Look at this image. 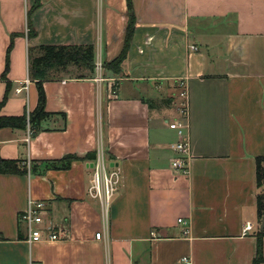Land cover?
<instances>
[{
    "label": "crops",
    "instance_id": "1",
    "mask_svg": "<svg viewBox=\"0 0 264 264\" xmlns=\"http://www.w3.org/2000/svg\"><path fill=\"white\" fill-rule=\"evenodd\" d=\"M38 1L28 15L37 0H0V101L11 85L0 115L37 107L30 48L93 46L95 73L58 71L43 81L51 116L35 135L28 138L27 127L0 130L2 159L33 167L77 157L67 170L0 173V264H253L261 227L256 159L264 156V0H131L135 31L116 76L102 65L123 48L126 0ZM179 81L189 91L187 175L170 168ZM99 150L121 172L106 219L87 196ZM28 200L48 203L47 220L62 241L26 242L20 215ZM178 219L188 222L186 236ZM247 222L254 228L243 234ZM261 249L264 258V236Z\"/></svg>",
    "mask_w": 264,
    "mask_h": 264
},
{
    "label": "trees",
    "instance_id": "2",
    "mask_svg": "<svg viewBox=\"0 0 264 264\" xmlns=\"http://www.w3.org/2000/svg\"><path fill=\"white\" fill-rule=\"evenodd\" d=\"M128 10V25L125 31L123 48L118 55L110 63L102 65V68L111 75H119L122 71V64L127 59L130 44L135 31V18L131 0H126ZM39 7V1L33 6L28 15H31ZM27 37L31 39L35 36V31L31 24L28 23ZM17 35L10 36V42L6 50L4 70L1 79L5 80L9 70V54L13 46L14 38ZM28 77L35 82L38 102L36 109L29 115L23 114L19 117H5L0 115V130L5 128L24 130L29 126L32 136L39 131L40 123L51 114L45 112V93L43 89V81L55 78L56 72L69 73V67L76 68V75L73 78H85L86 75L79 71L84 69L88 71L90 78L95 73V54L93 46H79V45H61V46H40L30 48L28 51ZM68 71V72H67ZM10 84L6 83V90L2 100L0 101V111L6 104L10 91ZM152 107V103H148ZM89 159H93L94 155H88ZM77 157L68 155L57 161L41 162L40 166L31 167V171L39 167V172L44 174L49 170H67L71 163L76 161ZM20 161L5 160L0 157V173L1 174H24L25 167L19 166ZM32 165V164H31ZM256 186L260 190L256 199L257 218L260 224H264V156L256 159ZM264 236V230L256 232L257 249L253 264H260L264 262L261 249V239Z\"/></svg>",
    "mask_w": 264,
    "mask_h": 264
},
{
    "label": "built area",
    "instance_id": "3",
    "mask_svg": "<svg viewBox=\"0 0 264 264\" xmlns=\"http://www.w3.org/2000/svg\"><path fill=\"white\" fill-rule=\"evenodd\" d=\"M191 51L195 52L197 48L192 46ZM101 64H96V70L100 71ZM29 81L15 90L16 94H20L27 88ZM178 98L177 119L169 123V129L176 134V142L172 146L176 157L173 158L170 168L182 175L188 174V160L190 158V136H189V91L184 81L178 82ZM28 138L32 134L29 126ZM27 138V139H28ZM92 175L87 189V196L96 199L101 205L102 213L106 219L108 216L109 205L115 195L118 193L121 172L118 167L112 166L104 153L99 150L92 162ZM48 203L46 201L28 200L25 211L20 215V221L26 227V242L28 244L35 243H54L62 241L65 235L62 231H58L56 226L47 220ZM177 224L183 228V236L188 234V222L185 219H178ZM253 224L245 223L243 234L253 230ZM152 237H156L155 232L151 233ZM101 233L95 235L96 240H100ZM183 264H190L188 258L181 259ZM37 264V263H32Z\"/></svg>",
    "mask_w": 264,
    "mask_h": 264
},
{
    "label": "rangeland",
    "instance_id": "4",
    "mask_svg": "<svg viewBox=\"0 0 264 264\" xmlns=\"http://www.w3.org/2000/svg\"><path fill=\"white\" fill-rule=\"evenodd\" d=\"M67 72H68V71H67ZM76 73H77L76 70H70V71H69V74H70L69 77H70V76H71V77H74V76L76 75ZM177 106H178V104H177ZM177 106H176V107H177ZM176 111H177V108H176ZM167 118H168V117H167ZM19 166H20V167H25V168H27V169H31V167H32V165H31L30 162H27V163H26V162H22V163L20 162V163H19Z\"/></svg>",
    "mask_w": 264,
    "mask_h": 264
},
{
    "label": "water",
    "instance_id": "5",
    "mask_svg": "<svg viewBox=\"0 0 264 264\" xmlns=\"http://www.w3.org/2000/svg\"><path fill=\"white\" fill-rule=\"evenodd\" d=\"M263 228H264V224L262 223L261 227H260V230H263Z\"/></svg>",
    "mask_w": 264,
    "mask_h": 264
}]
</instances>
